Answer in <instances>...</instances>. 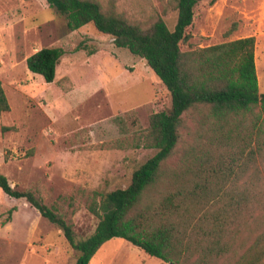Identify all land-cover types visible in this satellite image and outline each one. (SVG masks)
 <instances>
[{"label": "rangeland", "instance_id": "obj_1", "mask_svg": "<svg viewBox=\"0 0 264 264\" xmlns=\"http://www.w3.org/2000/svg\"><path fill=\"white\" fill-rule=\"evenodd\" d=\"M168 1L115 0L118 12L137 21L162 13ZM164 19L173 30L177 12ZM188 34L184 51L255 38L264 93V0L203 1ZM53 47L66 54L47 83L26 61ZM0 82L10 105L0 111V174L12 187L37 190L73 226L76 242L89 238L99 223L89 209L94 193L127 188L133 172L157 153L135 149L132 132L146 128L153 113L172 108L170 93L144 59L117 48L93 24L71 30L67 16L46 0H0ZM183 138L168 167L180 166L193 141L187 132ZM245 216L225 238L227 251L209 264H264V211L249 209ZM78 255L61 229L0 189V264H75ZM90 264L172 263L114 238Z\"/></svg>", "mask_w": 264, "mask_h": 264}, {"label": "trees", "instance_id": "obj_2", "mask_svg": "<svg viewBox=\"0 0 264 264\" xmlns=\"http://www.w3.org/2000/svg\"><path fill=\"white\" fill-rule=\"evenodd\" d=\"M203 1L216 0H169L162 13L137 21L118 12L115 0H46L67 16L71 30L93 24L117 48L144 59L172 98L169 111L153 113L146 128L132 132L135 149L157 153L133 172L127 188L94 193L89 209L99 223L85 240L75 241L73 226L37 190L12 187L0 174L7 196L25 199L63 231L79 254L75 264H90L114 238L167 263L209 264L227 251L225 238L235 234L239 220L245 224L249 209L264 211V93L255 38L184 51ZM173 12L177 22L171 30L164 16ZM65 54L62 48H42L27 59V68L52 83ZM0 111H10L1 82ZM116 120L122 127L123 119ZM184 132L193 141L180 166L168 167L185 143ZM259 241L264 244V234Z\"/></svg>", "mask_w": 264, "mask_h": 264}]
</instances>
